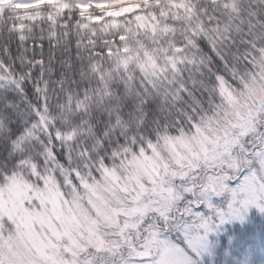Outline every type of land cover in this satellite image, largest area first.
Returning <instances> with one entry per match:
<instances>
[{
    "label": "snow or ice",
    "instance_id": "obj_1",
    "mask_svg": "<svg viewBox=\"0 0 264 264\" xmlns=\"http://www.w3.org/2000/svg\"><path fill=\"white\" fill-rule=\"evenodd\" d=\"M0 264H264V5L0 0Z\"/></svg>",
    "mask_w": 264,
    "mask_h": 264
},
{
    "label": "rangeland",
    "instance_id": "obj_2",
    "mask_svg": "<svg viewBox=\"0 0 264 264\" xmlns=\"http://www.w3.org/2000/svg\"><path fill=\"white\" fill-rule=\"evenodd\" d=\"M195 151V145L190 138V135L181 137L175 143L174 149L165 148L161 150V155L155 157L154 159L142 161L138 165L139 174L145 175L148 172H155L159 169H165L168 171L171 166L176 165V162L189 158L191 152ZM162 157V158H161ZM186 167L190 168L191 164L189 163ZM177 179H180L183 175L182 172L174 173ZM181 185H178L175 189H172L171 192L174 195H179V188Z\"/></svg>",
    "mask_w": 264,
    "mask_h": 264
},
{
    "label": "trees",
    "instance_id": "obj_3",
    "mask_svg": "<svg viewBox=\"0 0 264 264\" xmlns=\"http://www.w3.org/2000/svg\"><path fill=\"white\" fill-rule=\"evenodd\" d=\"M250 2H251L252 4H261V5H264V0H242V3L245 4V5H247V4L250 3ZM13 11H15V9H13ZM19 24L24 26L25 31H27V29H28L29 27H31V25L29 24V22H28L26 19L20 21ZM65 43H66V42H65ZM48 51H49V50H48L47 48H45V51H44V55H45V57H47V55H48ZM64 55H65V53H64L63 51H61V50H59V49L57 50V56H58V57H61V56H64ZM56 66L59 67V64H57ZM47 69H48V65L45 64V66H44V70H45V72H46V79H47V78L54 79V77H51V74L47 72Z\"/></svg>",
    "mask_w": 264,
    "mask_h": 264
}]
</instances>
